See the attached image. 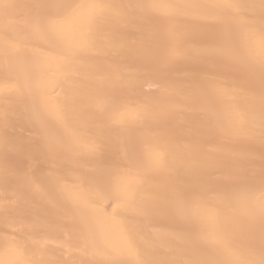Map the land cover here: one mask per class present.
<instances>
[{"label": "bare ground", "instance_id": "1", "mask_svg": "<svg viewBox=\"0 0 264 264\" xmlns=\"http://www.w3.org/2000/svg\"><path fill=\"white\" fill-rule=\"evenodd\" d=\"M0 264H264V0H0Z\"/></svg>", "mask_w": 264, "mask_h": 264}]
</instances>
